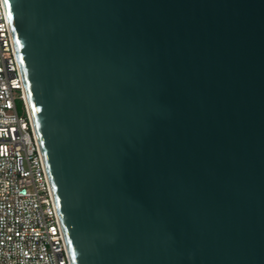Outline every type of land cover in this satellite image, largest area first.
<instances>
[{
	"label": "water",
	"instance_id": "1",
	"mask_svg": "<svg viewBox=\"0 0 264 264\" xmlns=\"http://www.w3.org/2000/svg\"><path fill=\"white\" fill-rule=\"evenodd\" d=\"M73 264H264V0H4Z\"/></svg>",
	"mask_w": 264,
	"mask_h": 264
},
{
	"label": "built area",
	"instance_id": "2",
	"mask_svg": "<svg viewBox=\"0 0 264 264\" xmlns=\"http://www.w3.org/2000/svg\"><path fill=\"white\" fill-rule=\"evenodd\" d=\"M0 264H73L4 0H0Z\"/></svg>",
	"mask_w": 264,
	"mask_h": 264
},
{
	"label": "trees",
	"instance_id": "3",
	"mask_svg": "<svg viewBox=\"0 0 264 264\" xmlns=\"http://www.w3.org/2000/svg\"><path fill=\"white\" fill-rule=\"evenodd\" d=\"M20 105H21V103H20ZM17 107H18V111H19L20 113H22V112H23V108H22V106H21V110L19 109V103H18Z\"/></svg>",
	"mask_w": 264,
	"mask_h": 264
},
{
	"label": "rangeland",
	"instance_id": "4",
	"mask_svg": "<svg viewBox=\"0 0 264 264\" xmlns=\"http://www.w3.org/2000/svg\"><path fill=\"white\" fill-rule=\"evenodd\" d=\"M19 109L21 110V105H20V103H19Z\"/></svg>",
	"mask_w": 264,
	"mask_h": 264
},
{
	"label": "bare ground",
	"instance_id": "5",
	"mask_svg": "<svg viewBox=\"0 0 264 264\" xmlns=\"http://www.w3.org/2000/svg\"><path fill=\"white\" fill-rule=\"evenodd\" d=\"M27 99V98H26Z\"/></svg>",
	"mask_w": 264,
	"mask_h": 264
}]
</instances>
